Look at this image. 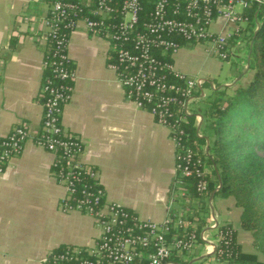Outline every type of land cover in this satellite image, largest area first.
Here are the masks:
<instances>
[{
	"label": "crops",
	"instance_id": "crops-1",
	"mask_svg": "<svg viewBox=\"0 0 264 264\" xmlns=\"http://www.w3.org/2000/svg\"><path fill=\"white\" fill-rule=\"evenodd\" d=\"M48 8L49 0H0V139L18 126L30 137L39 132ZM256 12L251 22L241 26L240 35L230 40L226 94L230 91L232 95L251 80L248 38L264 21V12L258 17ZM192 45L182 44L171 57L173 69L190 78L200 75L208 80L204 76L212 69L207 55H212L205 46L206 54L203 52L202 44ZM66 55L74 78L69 99L61 109L62 130L82 144L80 160L95 169L107 201L121 204L142 220L160 223L170 212L174 176V150L167 129L125 100L114 72L107 67L112 52L106 40L89 35L77 23L69 35ZM211 83L208 80L211 91L216 90ZM203 97L201 89L194 100ZM204 144L205 154L208 140ZM50 162L51 155L28 139L0 174V264H50L49 256L56 251L93 244L96 231L92 220L59 209L63 189L52 177ZM212 197H208L210 202ZM216 204L220 220L211 209L209 213L210 205L205 207L207 213L195 222L197 232L207 231L212 236L206 227L213 218L218 225L232 228L241 253L263 261L249 233L240 227V209L233 199L218 196ZM178 207L184 206L173 205L175 210ZM208 257L212 256L205 255L203 243H198L190 253L172 257L169 264H200Z\"/></svg>",
	"mask_w": 264,
	"mask_h": 264
},
{
	"label": "built area",
	"instance_id": "built-area-1",
	"mask_svg": "<svg viewBox=\"0 0 264 264\" xmlns=\"http://www.w3.org/2000/svg\"><path fill=\"white\" fill-rule=\"evenodd\" d=\"M252 4L264 8V0H50L44 26L51 46L42 67L51 78L40 84L39 132L30 137L18 126L0 139V174L31 139L51 155L50 171L64 195L59 209L92 220L96 231L92 246L65 247L49 256L50 264H169L172 257L190 253L198 243H203L205 255L224 260L232 228L221 230L225 225L209 218L206 230L213 232L209 236L207 231L197 232L195 225L202 202L204 207L210 205L205 197L208 173L199 146L194 141L187 144L186 129L192 117L194 135L201 138V115L189 106L205 81L176 72L171 57L182 44H202L212 56L228 60L230 40L249 23ZM77 23L111 45L113 58L107 67L114 72L125 100L146 111L169 133L174 176L170 212L160 223L142 220L121 204L107 201L95 169L80 160L82 144L62 130L61 109L74 78L66 55L69 36L62 30L70 35ZM189 179L194 180L195 198L184 188ZM175 203L184 207L175 210Z\"/></svg>",
	"mask_w": 264,
	"mask_h": 264
},
{
	"label": "trees",
	"instance_id": "trees-1",
	"mask_svg": "<svg viewBox=\"0 0 264 264\" xmlns=\"http://www.w3.org/2000/svg\"><path fill=\"white\" fill-rule=\"evenodd\" d=\"M255 12L258 17L264 8L250 5L249 22ZM62 34L69 36L68 30H62ZM45 38L46 52L51 41L47 35ZM248 41L251 42L248 67L252 71L251 80L246 86L237 87L232 95H226L224 90L212 91L213 98L206 102L201 113L205 130L210 132L206 136L209 139L207 152L199 151L210 168L205 197L218 188L217 196L233 199L234 206L240 209V227L250 232L252 243L263 259L260 261L256 255L241 253L232 231V242L223 258L225 264H264V21L255 34H249ZM44 78H51L46 69L43 70ZM188 123L187 144L191 146L194 141L200 146L205 139L195 137L192 117L188 118ZM193 183L192 179L186 180L184 188L195 198ZM203 204L198 209L201 213L206 210Z\"/></svg>",
	"mask_w": 264,
	"mask_h": 264
},
{
	"label": "rangeland",
	"instance_id": "rangeland-1",
	"mask_svg": "<svg viewBox=\"0 0 264 264\" xmlns=\"http://www.w3.org/2000/svg\"><path fill=\"white\" fill-rule=\"evenodd\" d=\"M195 45H198V46H195ZM192 46L200 47L199 44H194ZM205 49H204V45H203V52L204 53H205ZM207 57H209L207 59L208 67L211 68L212 71L207 73L206 76H204V77L206 79H208L210 82H212L211 83L212 85H215L216 91L217 90H224V91L228 90L227 87H224L226 85L224 83L230 84V60H232V58L230 59V56H229L228 60L222 61V60H219L218 58H216L214 56L212 57V56L207 55ZM195 78H200L202 80H205L200 75H196ZM208 80H205V83L202 86V91L204 92L203 99L198 100L194 103V105L189 106V108L191 110H194V111L197 110V113H199L200 115L203 112V110L206 108V105H207L206 100L209 101L211 98H213L211 96L212 91H211L210 86L208 84ZM226 95H230V91ZM221 105H223V104H221ZM198 132H200L201 137L203 135V138L205 140L209 141V139H207L206 136L209 135L210 132L205 130L204 122H202L200 128L198 129ZM199 145H200L199 148L201 150H203V148L204 147L206 148V146H207L204 144V142L202 144H199ZM206 169L208 171L207 173L209 174V172H210L209 166L206 165ZM217 199H218L217 195L212 197V200L210 202V207H208L209 208L208 210H209V213H211V210H212L213 214L218 216V219L220 220L221 215H218L219 213L217 211V204H216ZM205 212H207V211L205 210L204 212L200 213V216L198 215L199 219L204 217ZM248 233L250 235V232H248ZM250 239L252 240L251 235H250ZM200 264H222V263L218 262L213 257H208V258H205L204 260H202Z\"/></svg>",
	"mask_w": 264,
	"mask_h": 264
},
{
	"label": "water",
	"instance_id": "water-1",
	"mask_svg": "<svg viewBox=\"0 0 264 264\" xmlns=\"http://www.w3.org/2000/svg\"><path fill=\"white\" fill-rule=\"evenodd\" d=\"M217 189H218V188H217ZM217 189H216V190H217ZM216 190H215V191H216ZM215 191H213V192L210 194V198H211V197H212V195L215 193Z\"/></svg>",
	"mask_w": 264,
	"mask_h": 264
}]
</instances>
